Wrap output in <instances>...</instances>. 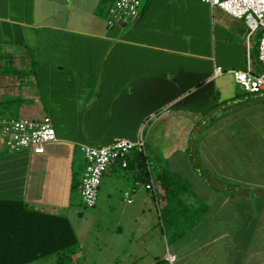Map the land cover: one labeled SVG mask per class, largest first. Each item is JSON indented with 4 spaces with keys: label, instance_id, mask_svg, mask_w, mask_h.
I'll return each instance as SVG.
<instances>
[{
    "label": "crops",
    "instance_id": "1",
    "mask_svg": "<svg viewBox=\"0 0 264 264\" xmlns=\"http://www.w3.org/2000/svg\"><path fill=\"white\" fill-rule=\"evenodd\" d=\"M50 1L54 4V0H0V54L11 53L13 64L19 70H30L33 60L39 58L40 30L46 28L112 41V56L115 55L117 60L121 57L123 63V59H128L127 67L111 70L112 75L122 77L167 70V74L172 75L180 68L170 69L164 65L171 54L191 56L190 69L197 74H209V80L215 79L217 66L232 70L247 69L251 65L255 71H262L256 52L260 34L249 36L246 22L220 7L192 0L191 5L184 4L183 13L180 0L155 2L152 5L155 12L150 13L148 21L152 27L143 24L140 29L138 27L141 35L126 40L108 35L112 27H108L106 17L98 14L100 0L92 8V21L87 30L40 22V10L54 11L53 7L49 8ZM68 1H71L72 9L75 0H65L64 5ZM42 5L46 9H42ZM185 24H189L198 36H176V29ZM120 43L137 49L142 47L143 57L138 59L141 68L132 66L134 50L123 55L116 53L115 45ZM189 46L197 50H183ZM0 59H3L1 55ZM233 79L235 83L230 85L215 84L220 104L205 116L195 111L170 108L152 119L159 117L163 139L188 142L191 148L175 159V153L165 152L164 157L169 159L170 170L182 174L190 184L183 200L189 207L192 220L179 230L184 229V232L175 237L173 249L168 252L175 256L173 264H264V93H248ZM7 96L24 97L22 112L31 113L35 120L47 115L33 76L1 77L0 101ZM147 139L146 157L151 168L145 169L136 152L130 154L131 161L128 159L127 166L117 161L103 176L95 205L99 201L101 205L109 202L116 210L122 203L121 216L136 219L138 235L142 237L154 225L149 214L155 204H159L161 216L167 208L160 175L168 166L150 159L149 148L156 150L157 154L159 150L150 142L153 135ZM78 150L85 163L79 183L81 196L86 158L80 142L72 137L58 136L56 141L47 144L44 153L10 151L0 142V199L22 200L35 209L67 216L66 211L73 202ZM126 171L132 174L135 182L132 181L124 193L119 191L117 196L116 182L121 180L118 175ZM151 180H154L155 193L146 188ZM140 181L145 190L139 188ZM157 193L163 200V207L160 200L156 202ZM121 230L122 226L118 224L117 234ZM136 241L137 247L130 253L126 264H139L149 253L146 243ZM168 253L163 259L171 264ZM150 256L152 259L147 264H160V256Z\"/></svg>",
    "mask_w": 264,
    "mask_h": 264
},
{
    "label": "trees",
    "instance_id": "2",
    "mask_svg": "<svg viewBox=\"0 0 264 264\" xmlns=\"http://www.w3.org/2000/svg\"><path fill=\"white\" fill-rule=\"evenodd\" d=\"M114 1L100 0L98 14L106 17ZM191 1L180 0L181 12L184 13L186 9L184 4L191 5ZM155 2L165 3L166 0H146L136 21L131 24H116L108 35L134 40L138 34L141 35L139 29L143 24L152 27L148 21H150V13L155 12L152 6ZM193 2L202 3L201 0H193ZM176 30L178 32L175 33L176 36H198L189 24L182 25ZM76 35L80 37L74 38ZM81 36L87 41L80 43ZM42 38L51 46H46L43 51L39 47V58L33 60L32 67L28 71L19 70L13 64L11 53H1L3 59H0V78L6 75L19 78L33 76L40 92L43 110L50 117L59 137H72L76 142L95 146L110 145L120 135L135 139L143 120L170 104H172L171 108L195 111L204 116L220 104L215 81L209 80V74H197L195 70L190 69L191 56L171 54L164 65L170 69L180 68L172 75H168L167 70L122 77L111 74L113 68H125L127 65L125 59L123 63L120 61L121 57L117 60L115 55L112 56L110 40L101 41L82 34L55 29L52 31L46 28L40 30V39ZM259 42L260 36L256 49L257 56H259ZM98 43L103 44V48ZM121 45L127 44L115 45L116 53L125 54L134 50L132 54L135 55L136 51L137 55L135 60H132L134 62L132 66L141 68L138 59L141 60L143 57L142 47L137 49L135 46L127 45L129 48L122 50ZM185 48L184 51L197 50L190 46ZM47 51H52V56L42 55ZM154 64L156 65L157 62L154 61ZM80 84L88 92L84 97L87 102L86 107L91 105L92 100L93 104L83 112L85 123H66L68 121L64 116H80L77 114L74 102H71ZM24 100L25 98L21 96H7L1 100L0 118H19ZM142 105L149 106V115L142 116L138 112L141 111ZM123 112L126 113L123 115ZM104 117H108L109 120L101 122ZM115 118L118 119V125L115 132H112L110 123ZM135 152L141 164L148 169L146 155ZM128 159L130 162V155ZM169 172L160 175L167 207L164 210L167 213L171 210L172 192L177 190L178 197L185 194L182 190L184 186L180 185V178ZM173 178L178 179L172 181ZM179 201L181 204L178 210L188 213L189 207L182 196L179 197ZM183 232L184 229L176 236H180ZM79 242L78 234L68 216L35 209L22 200L0 199V264H31L52 255H58L61 263L72 261Z\"/></svg>",
    "mask_w": 264,
    "mask_h": 264
},
{
    "label": "rangeland",
    "instance_id": "3",
    "mask_svg": "<svg viewBox=\"0 0 264 264\" xmlns=\"http://www.w3.org/2000/svg\"><path fill=\"white\" fill-rule=\"evenodd\" d=\"M64 1L65 0H54V4H52V2L50 1L49 8L52 9L53 7L54 11L49 10L48 12L40 10V12L38 13L39 21L48 22L50 24L70 25L80 30H87L88 26L91 25L92 21V8L98 0H75L72 9L70 6L71 1H68L66 5H64ZM145 1L146 0H143V3ZM99 4L100 2H98V6ZM41 7H43V5ZM42 9H46V6H44ZM101 19L103 20V18ZM79 37V35H76L74 38L78 39ZM42 39H40V44L39 46L37 45V47H40V49L43 51V49L47 48L46 46H51V44H49L46 39ZM81 39L82 41L80 43H84L87 41L86 38H84L83 36H81ZM93 43H95V40L93 41ZM100 46L102 47L104 45L100 44ZM120 47L122 50L129 48V46L127 45H121ZM120 53L123 55V52ZM52 54V51L42 53V55L45 56H52ZM136 55L137 54L135 51V57ZM127 62L128 59L126 58V63ZM224 70L225 73L223 75L214 79L215 84L217 85V83H227L228 85H230L232 83H235L233 79V74L229 72L230 69ZM219 78L221 79L219 80ZM86 91L87 90L85 88L83 89L82 85L80 84L78 90L76 91L77 94H75V96L71 99V102H74L75 108L77 109V114L80 116H64L65 120L68 121L66 123H85V117L83 116V112H85V110H87V108H89L93 104L92 100L91 105L89 107H86L87 102L84 99V97L88 94V92ZM83 99L84 101H82ZM79 102H82V104H79ZM171 105L172 104L160 109L157 112H153L150 115L149 106L142 105L141 111L139 110L138 112H140L142 116H145L146 114H148L149 116L144 119L143 123L140 125L136 138L130 139L137 140L140 135L143 134L149 143V140L147 138H149L150 135H153L154 139L150 142L151 144L153 143L157 147V150H159V154H157L156 150L152 151V148H149L150 159L160 162L161 165L166 164L165 166H168L166 171H170L169 173L180 178V185L184 186V188L182 189L184 192L186 189L190 188V184L186 181L185 178L182 177V174L178 172H172L170 170L168 164L169 159L164 157L165 152L167 154L175 153L173 155V159H175L176 157H180V155H184L186 149H191L189 143L186 142L188 143L187 145L186 143L184 144V141L181 140L163 139L164 136L162 137L161 135L163 126L161 124V121H158L159 117L155 120H152L154 117L158 116L162 112L169 110L171 108ZM125 113L126 112H123V115ZM18 116L19 118L29 117L33 119V115L31 113H27L26 115V111L20 112ZM106 120L108 121L109 118L104 117L102 118L101 122H104ZM117 121L118 119L115 118V120L110 123V131L115 132V129L118 125ZM119 137L123 136L120 135ZM83 158L84 156L78 150V160L76 161V183L72 191L73 202L70 206V209L66 211L67 216L70 218L71 222L74 225V228L78 234L80 241L78 248H76V252L74 253L75 257L72 261L69 260L67 262L61 263L59 262V256L52 255L48 258L38 260L33 264H126V261L130 258V253L133 252L134 247H137L136 240H138L140 244L144 242L145 245L146 243L147 247L149 248V253L145 255V259L139 264H147L152 259L150 255L160 256L162 258L160 260V264H168L163 258L165 257V254L169 252L170 249H173V243L176 233L181 228L186 227V225H189L192 220L190 217L191 214L189 212H180L178 210V206L179 204H181L179 201V197H183V195H179L178 197L177 190L172 192L173 194L170 197L171 210H169L168 213L164 210V215L162 216L160 213H158V210L160 212L159 204H155L154 210L149 214L151 215L149 220L154 225H151V229L147 231L148 234L142 237L141 235H138L139 232L136 228L137 220L134 218L131 220L126 215H123V217L121 216L120 208H122V203L117 205L118 209L115 210L113 209L114 206L109 202L108 204L105 203L101 205L99 201L98 205L94 207H88L82 202V198H80L81 196L79 190V183L82 179V172L85 166V163L83 164ZM166 171H163L162 173H165ZM131 175L132 174L129 171L119 173L118 177L121 180L116 182L117 190L115 189V191L117 193V196H119V191L122 190L124 193L125 189L131 185V182H135L134 178ZM176 180L175 178L172 179V181ZM139 188H141V190H145L143 182L141 181ZM184 193L186 194L187 192L185 191ZM155 197H157L155 198L156 202L160 200V205L162 206L163 200L159 197L158 193ZM118 224L122 226V230L119 232V234H117L116 232V227ZM123 249L127 251H124Z\"/></svg>",
    "mask_w": 264,
    "mask_h": 264
},
{
    "label": "built area",
    "instance_id": "4",
    "mask_svg": "<svg viewBox=\"0 0 264 264\" xmlns=\"http://www.w3.org/2000/svg\"><path fill=\"white\" fill-rule=\"evenodd\" d=\"M212 6L220 7L233 17L243 19L248 28L249 36L259 33V60L262 71H255L251 65L247 69H232L235 81L248 93H264V0H201ZM143 0H115L107 11L108 27L116 24H131L140 13ZM225 73L221 66L215 68L214 77ZM58 139L56 129L48 115L42 119L0 118V142L14 152L30 150L44 153L47 144ZM86 158V168L81 186L83 203L94 207L98 200L102 178L108 169L117 161L123 166L128 165V157L137 151L146 155L147 146L143 134L137 140L118 139L105 146L81 143ZM151 163L148 162V169ZM146 188L156 192L154 180L146 184ZM167 259L173 263L175 256L168 253Z\"/></svg>",
    "mask_w": 264,
    "mask_h": 264
}]
</instances>
